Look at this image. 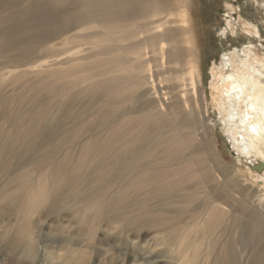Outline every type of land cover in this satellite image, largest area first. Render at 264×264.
I'll list each match as a JSON object with an SVG mask.
<instances>
[{
	"label": "bare ground",
	"instance_id": "obj_1",
	"mask_svg": "<svg viewBox=\"0 0 264 264\" xmlns=\"http://www.w3.org/2000/svg\"><path fill=\"white\" fill-rule=\"evenodd\" d=\"M198 2L0 0V91L29 96L8 90L0 108L49 114L1 116L0 264L33 259L36 223L58 211L154 229L171 263L264 264V42L225 4L217 34L240 27L243 48L212 62L203 96Z\"/></svg>",
	"mask_w": 264,
	"mask_h": 264
},
{
	"label": "rangeland",
	"instance_id": "obj_2",
	"mask_svg": "<svg viewBox=\"0 0 264 264\" xmlns=\"http://www.w3.org/2000/svg\"><path fill=\"white\" fill-rule=\"evenodd\" d=\"M225 4H231L234 7L233 19L241 15L242 19L244 18V20L246 19V21L256 24L264 42V8L259 4V0H199L196 12L204 33L203 43L205 44L202 53V77L200 83V88L205 91L203 96L208 92L207 83L209 80L207 79V73L212 62H219L218 59L224 52V48H229L230 50L243 48L244 34L241 32L240 27L236 29L239 34L231 38L224 37L223 40H218L220 37L217 34V30H220L225 23L223 17L226 10ZM8 90L9 93H22L23 97L29 98L28 91L24 92L19 88L11 92V89L6 87L3 91H0V100L3 99V95L8 94ZM81 102H84V100ZM34 107L31 102L27 103V101L2 106L0 108V122L3 120L1 118L2 115L7 116L8 120H13V117H16L15 114L19 113V118L22 120L26 119L27 122L46 120L49 123V117L47 116L49 114L41 116L44 112L34 113L35 109L41 110L42 105L39 103ZM207 107L206 116L214 123L212 128L213 135L218 138L217 145L219 146V152L223 155L224 163L241 167V172L246 180L242 184L244 185L245 197L250 193L253 182L244 166L237 159V153L225 135L222 126L218 124L217 119H214L213 114L210 113L213 106L208 105ZM53 109L55 108L52 107L51 110ZM263 196L264 193L259 194L260 198ZM247 198L246 196L245 199ZM151 202H147L148 207L153 206ZM63 212L58 211L56 212L57 215L42 219V223H47L46 225H41V221L36 223L38 228L34 229V231L36 234L35 245L37 253L33 259L23 255L18 260L13 257H6L7 254L3 252L1 255L7 258L3 262H9V264H143L147 261L154 264H175L171 263L173 261L168 258L172 256L171 253L158 244L157 241L160 239V235H157V231L154 229L129 227L125 230L124 224L121 222L108 225L109 223L97 218L84 219L78 223L72 220L76 219V217L74 218L75 214L72 217L63 214ZM44 215L42 214V216ZM65 223H70L72 226L63 227ZM69 228L70 231L68 233L71 235L67 236L65 233ZM9 258L11 260H8Z\"/></svg>",
	"mask_w": 264,
	"mask_h": 264
},
{
	"label": "water",
	"instance_id": "obj_3",
	"mask_svg": "<svg viewBox=\"0 0 264 264\" xmlns=\"http://www.w3.org/2000/svg\"><path fill=\"white\" fill-rule=\"evenodd\" d=\"M218 40H220V38H218Z\"/></svg>",
	"mask_w": 264,
	"mask_h": 264
}]
</instances>
